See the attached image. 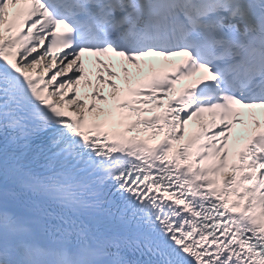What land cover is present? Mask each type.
<instances>
[{"label": "snow or ice", "instance_id": "snow-or-ice-1", "mask_svg": "<svg viewBox=\"0 0 264 264\" xmlns=\"http://www.w3.org/2000/svg\"><path fill=\"white\" fill-rule=\"evenodd\" d=\"M148 57L184 59L134 85ZM241 109L264 115V0H0V264H264Z\"/></svg>", "mask_w": 264, "mask_h": 264}, {"label": "bare ground", "instance_id": "bare-ground-1", "mask_svg": "<svg viewBox=\"0 0 264 264\" xmlns=\"http://www.w3.org/2000/svg\"><path fill=\"white\" fill-rule=\"evenodd\" d=\"M100 107H106V106H104L103 104L100 103Z\"/></svg>", "mask_w": 264, "mask_h": 264}]
</instances>
